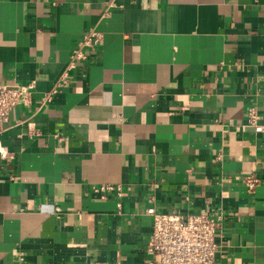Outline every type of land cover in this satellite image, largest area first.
Segmentation results:
<instances>
[{"label":"crops","instance_id":"0c3cea01","mask_svg":"<svg viewBox=\"0 0 264 264\" xmlns=\"http://www.w3.org/2000/svg\"><path fill=\"white\" fill-rule=\"evenodd\" d=\"M31 81L0 133V264H148L149 206L221 207L215 264H264V131L247 122L254 106L264 126V0H0V84Z\"/></svg>","mask_w":264,"mask_h":264},{"label":"built area","instance_id":"2783aa9c","mask_svg":"<svg viewBox=\"0 0 264 264\" xmlns=\"http://www.w3.org/2000/svg\"><path fill=\"white\" fill-rule=\"evenodd\" d=\"M100 38V33L94 28H90L83 34L55 87L41 96V103L49 102L53 92L61 85L70 82L72 78L70 70L87 59V50L97 45ZM33 89V81L21 86L0 84V133L5 130L13 107L30 103ZM257 119L256 108L249 107L247 122L254 131L262 132L264 126L258 124ZM29 135L34 136L38 133L33 130L29 132ZM0 152L5 156L2 149ZM242 182L249 190H253L260 183V179L254 173H248L243 175ZM92 188L102 198L108 192L121 195L120 185L105 183ZM146 212L152 218L151 231L145 249L148 264H215L214 258L218 250L216 237L224 216L221 207H211L196 212L162 213L156 211L154 206H149Z\"/></svg>","mask_w":264,"mask_h":264}]
</instances>
